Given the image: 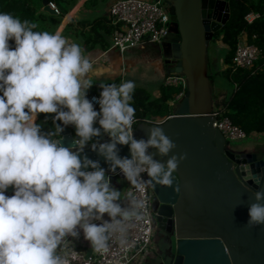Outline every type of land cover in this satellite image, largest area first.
<instances>
[{
  "label": "clouds",
  "instance_id": "clouds-1",
  "mask_svg": "<svg viewBox=\"0 0 264 264\" xmlns=\"http://www.w3.org/2000/svg\"><path fill=\"white\" fill-rule=\"evenodd\" d=\"M37 28L0 11V264H63L59 244L68 236L79 238L81 230L94 252L105 251L114 232L141 219L145 204L137 193L148 182L171 187L172 174L186 158L169 156L176 144L160 126H151L147 139L134 137V81H101L99 96L89 99L94 69L82 47ZM40 113L54 114L52 128L36 123ZM67 126L75 129L70 146L60 142ZM102 134L109 139H96L90 149L103 157L107 170L84 154ZM118 145L128 146L130 158L119 155ZM117 169L130 185L126 192L106 174ZM254 178L251 172L246 177ZM253 194L247 224L254 227L264 225V187Z\"/></svg>",
  "mask_w": 264,
  "mask_h": 264
},
{
  "label": "water",
  "instance_id": "water-1",
  "mask_svg": "<svg viewBox=\"0 0 264 264\" xmlns=\"http://www.w3.org/2000/svg\"><path fill=\"white\" fill-rule=\"evenodd\" d=\"M163 1L173 25L165 38L172 45L167 73H183L188 87L171 115L160 123L140 122L133 127V134L136 139H147L151 126H160L176 144L169 156L186 154L172 174L171 187L149 182L160 204L156 214L160 228L171 234L170 264H264V225L247 224L248 206L256 202L253 193L264 187V152L233 148L215 127L212 115L208 49L229 19L230 0ZM43 4L56 13L46 0ZM73 138L65 127L60 142L70 146ZM96 139L104 142L109 137H94L84 154L99 160L107 170L103 157L90 149ZM118 147L120 156L130 158L127 145ZM149 151L156 153V149ZM154 158L165 163L168 159ZM249 172L255 174L254 179H246ZM106 174L112 185L117 177L124 179L119 169L115 175ZM12 194L10 186L6 195Z\"/></svg>",
  "mask_w": 264,
  "mask_h": 264
},
{
  "label": "built area",
  "instance_id": "built-area-1",
  "mask_svg": "<svg viewBox=\"0 0 264 264\" xmlns=\"http://www.w3.org/2000/svg\"><path fill=\"white\" fill-rule=\"evenodd\" d=\"M48 7L59 13L55 3L50 2ZM109 15L115 27L111 37L112 47L121 52L130 48L143 49L149 44H161L173 28L169 8L163 0H117L111 5ZM262 16L264 12L251 11L245 19L252 23ZM262 57V49L250 41L248 34L242 31L238 36L232 58L233 70L244 69L254 73L258 70V62ZM163 85L180 89L171 101V105H174L185 94L188 81L183 73H170L164 78ZM93 96L98 97L95 94L90 99ZM212 115L215 127L230 142L248 137L245 131L231 122L222 105L214 104ZM163 120L154 118L151 122L160 123ZM137 122L135 116L132 128ZM153 195L154 192L148 182L143 192L137 193L145 204L141 219L128 222L122 233L114 232L108 241L107 249L103 252H94L90 242L82 240V230L79 238L65 237L57 249L63 264H145L156 259L160 252L155 240L156 213L151 205ZM104 219L110 221L108 216Z\"/></svg>",
  "mask_w": 264,
  "mask_h": 264
},
{
  "label": "trees",
  "instance_id": "trees-1",
  "mask_svg": "<svg viewBox=\"0 0 264 264\" xmlns=\"http://www.w3.org/2000/svg\"><path fill=\"white\" fill-rule=\"evenodd\" d=\"M44 0H0V11L10 12L19 18L28 19L37 23L38 31L54 33L62 18L72 9L78 0H46L47 5L53 2L57 5L59 13H51L45 9ZM264 12V0H230V16L222 28L215 33L213 40H221L227 47L223 58L225 69L218 73L226 76L236 83V87L229 94L213 96L215 105H222L231 122L241 128L247 136L251 134L264 135V16L248 23L245 16L251 12ZM114 26L107 22L106 18H97L93 21H71L64 28L63 34L82 43L84 51L90 50L96 45L107 48L109 43L106 36L111 35ZM245 31L250 41L256 43L263 51V57L258 62V70L252 73L249 70L232 68V58L239 34ZM255 36V38H254ZM14 47V42L10 41ZM209 70V62H208ZM210 82L214 79V73L209 70ZM101 89L95 87L88 91V96L100 94ZM180 92L179 88L160 87V95L155 97L149 91L141 87H135L132 94V106L135 108V116L140 122H150L155 117H166L172 114L170 102ZM213 95V94H212ZM99 110V105L94 104ZM54 114L40 113L36 123L42 125V130L53 127L51 117ZM48 117L45 120V117ZM75 136L73 126H67Z\"/></svg>",
  "mask_w": 264,
  "mask_h": 264
},
{
  "label": "crops",
  "instance_id": "crops-1",
  "mask_svg": "<svg viewBox=\"0 0 264 264\" xmlns=\"http://www.w3.org/2000/svg\"><path fill=\"white\" fill-rule=\"evenodd\" d=\"M115 1L117 0H78L72 9L62 18L55 32H59L69 41L78 43L82 47V43L79 39L65 36L63 34L66 25L71 21H93L97 18H106L107 22L113 25L110 20L109 11L111 5ZM111 37L112 34L106 36V40L109 43L107 48H103L100 45H96L88 51H84L82 48L83 54L90 60L94 69L93 86L91 88L95 87L100 89L99 84L101 81L105 83H121L124 81V78L128 77L127 74L129 67H136L143 61H147L150 65H156L155 67L158 68V71L161 73V80L163 84L164 78L168 74L167 59L172 54V45L170 43L164 41L161 44H149L143 49L130 48L121 52L112 47ZM151 94L155 97L159 96L160 88ZM96 95L99 96V94ZM90 97L88 96L89 99ZM171 103L172 102H170V104ZM166 117L155 118L161 121ZM35 120H37V117ZM113 186L122 192H126L128 190V182L119 177L114 180ZM121 203L122 206H126V202ZM104 217H107V214H105ZM81 235L82 240L87 241L84 239L83 233Z\"/></svg>",
  "mask_w": 264,
  "mask_h": 264
},
{
  "label": "rangeland",
  "instance_id": "rangeland-1",
  "mask_svg": "<svg viewBox=\"0 0 264 264\" xmlns=\"http://www.w3.org/2000/svg\"><path fill=\"white\" fill-rule=\"evenodd\" d=\"M226 52L227 47L221 40H211L208 49V62L209 70L214 73V79L212 80V82H210L213 96L219 94L229 95L236 87L235 82L231 81L226 76L218 73L219 71H222L227 67V65L224 64L223 61ZM155 66V64L150 65L147 63V61H143L142 63H139V65H137L136 67H129V71L127 74L128 77L124 78V81H134L135 87H141L146 89L150 93H153L155 90H157L163 85L161 80V73ZM257 143H264L263 134L255 133L251 134L246 139L232 141L231 146L235 149L252 150L253 148H255ZM158 257L156 262L159 263L161 262V259ZM170 263V258H165L164 264Z\"/></svg>",
  "mask_w": 264,
  "mask_h": 264
},
{
  "label": "flooded vegetation",
  "instance_id": "flooded-vegetation-1",
  "mask_svg": "<svg viewBox=\"0 0 264 264\" xmlns=\"http://www.w3.org/2000/svg\"><path fill=\"white\" fill-rule=\"evenodd\" d=\"M253 154H258L261 152H264V143L263 144H258L253 148L252 150H247ZM151 205L152 209L154 212L157 214V210L159 207V201L155 194L152 197L151 200ZM166 223V222H165ZM167 225V224H165ZM155 240L159 249V257L161 259V262H156V259H152L150 261H147L145 264H164L165 258H170L172 261V256H171V234H169L167 231L163 230L160 228V222L156 218V235H155Z\"/></svg>",
  "mask_w": 264,
  "mask_h": 264
}]
</instances>
